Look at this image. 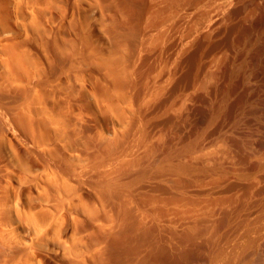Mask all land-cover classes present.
<instances>
[{
  "label": "rangeland",
  "instance_id": "obj_1",
  "mask_svg": "<svg viewBox=\"0 0 264 264\" xmlns=\"http://www.w3.org/2000/svg\"><path fill=\"white\" fill-rule=\"evenodd\" d=\"M53 1L44 26L65 45L84 42L83 87L72 80L86 103V131L109 140L119 159L151 162L143 182L150 211L159 219L156 200H164L167 224L153 263L264 264V0ZM11 9L0 37L20 38L23 16ZM3 121L0 182L37 159ZM94 142L76 159H104L107 144ZM28 201L22 196L21 206ZM12 229L30 242L25 223L14 218ZM52 248L40 247L43 264H60Z\"/></svg>",
  "mask_w": 264,
  "mask_h": 264
},
{
  "label": "bare ground",
  "instance_id": "obj_2",
  "mask_svg": "<svg viewBox=\"0 0 264 264\" xmlns=\"http://www.w3.org/2000/svg\"><path fill=\"white\" fill-rule=\"evenodd\" d=\"M55 2L0 0V29L11 16L10 7L16 19L23 16L18 21L20 38L0 37V118L26 136L37 158L23 160L18 172L8 170L7 179L0 182V264H43L40 247L49 245L60 264H154V248L164 249L167 224L164 200H156L159 210L154 215L159 219L150 211L143 182L151 162L119 159L109 140L86 131L84 42L80 38L65 45L57 28L44 26ZM76 21L74 26H79ZM93 59L101 64L97 54ZM97 98L99 107L103 102ZM94 141L99 148L107 144L104 159H76L80 146H96ZM127 147L128 155L133 147ZM12 176L19 179L18 186ZM14 191L19 196L15 204ZM22 196L28 206H21ZM37 200L42 201L39 209ZM14 218L29 227L30 242L16 237ZM155 230L158 238L151 240Z\"/></svg>",
  "mask_w": 264,
  "mask_h": 264
}]
</instances>
